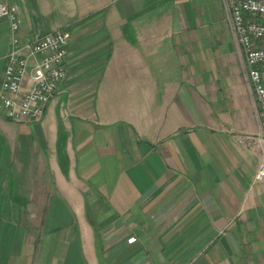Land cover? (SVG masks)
Returning <instances> with one entry per match:
<instances>
[{"label":"crops","instance_id":"1","mask_svg":"<svg viewBox=\"0 0 264 264\" xmlns=\"http://www.w3.org/2000/svg\"><path fill=\"white\" fill-rule=\"evenodd\" d=\"M9 1L22 41L70 38L41 120L0 109V264H264L259 106L221 0Z\"/></svg>","mask_w":264,"mask_h":264},{"label":"built area","instance_id":"2","mask_svg":"<svg viewBox=\"0 0 264 264\" xmlns=\"http://www.w3.org/2000/svg\"><path fill=\"white\" fill-rule=\"evenodd\" d=\"M226 23L243 60V72L252 95L258 102V132L247 145L259 150L261 161L253 176L264 182V0H221ZM9 22V46L0 82V109L13 122L39 121L65 77V57L70 33L66 29L22 41L19 8L0 0V18ZM129 238L127 243H133Z\"/></svg>","mask_w":264,"mask_h":264}]
</instances>
